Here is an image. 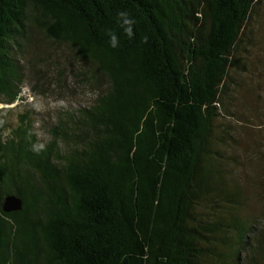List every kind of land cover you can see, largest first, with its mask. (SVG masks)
<instances>
[{"label":"trees","instance_id":"trees-1","mask_svg":"<svg viewBox=\"0 0 264 264\" xmlns=\"http://www.w3.org/2000/svg\"><path fill=\"white\" fill-rule=\"evenodd\" d=\"M260 3L0 0V105L25 82L31 30L65 43L89 71L71 75L95 94L43 121L51 140L39 154L28 112L0 127V264L18 236L33 245L29 264H264V236L240 217L247 199L220 150ZM123 10L136 21L131 40L117 25ZM7 195L20 211H1Z\"/></svg>","mask_w":264,"mask_h":264},{"label":"rangeland","instance_id":"rangeland-1","mask_svg":"<svg viewBox=\"0 0 264 264\" xmlns=\"http://www.w3.org/2000/svg\"><path fill=\"white\" fill-rule=\"evenodd\" d=\"M247 36L249 41L244 45L245 51H241L245 71L233 74L237 92L226 103L228 113H223L220 121L228 127L231 137L220 150L225 170L231 173L228 177L239 184L247 199L240 217L254 222L261 229L260 236H264V0L249 25ZM29 40L22 58L25 82L20 88L16 86L15 103L0 105V109H9L0 117L12 125L21 112H28L35 120L38 114L32 105L43 98L55 107L39 114L40 119L53 126L55 121L52 119L57 115L66 119L80 107L91 105L95 99L94 90L71 75L77 69H84L85 75L89 74L75 59L74 52L65 43L52 42L37 30L29 32ZM61 69L65 70L64 85L58 88L56 74ZM15 245L10 264H29L33 248L31 240L18 236Z\"/></svg>","mask_w":264,"mask_h":264},{"label":"clouds","instance_id":"clouds-1","mask_svg":"<svg viewBox=\"0 0 264 264\" xmlns=\"http://www.w3.org/2000/svg\"><path fill=\"white\" fill-rule=\"evenodd\" d=\"M117 25L122 30L123 35L126 36L129 40L135 37L134 26L136 24L135 19L130 15L126 10L119 11L116 15ZM108 36V45L112 49H117L120 46V39L115 31L108 30L106 32ZM142 43L148 42V37L144 36L141 40ZM60 103H63L62 101ZM34 111L38 114L37 118L34 120L32 130L30 135H34L37 139L36 142L31 145V151L36 154H39L42 151L46 150L47 143L50 142L51 137L44 130L43 121L40 119L39 114L46 113L50 107H55L52 103H46L43 98L35 100L32 105ZM7 123V120L3 117H0V127H4Z\"/></svg>","mask_w":264,"mask_h":264},{"label":"water","instance_id":"water-1","mask_svg":"<svg viewBox=\"0 0 264 264\" xmlns=\"http://www.w3.org/2000/svg\"><path fill=\"white\" fill-rule=\"evenodd\" d=\"M22 208L20 198L15 195H7L1 205V211L4 213L18 212Z\"/></svg>","mask_w":264,"mask_h":264}]
</instances>
